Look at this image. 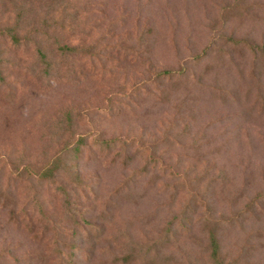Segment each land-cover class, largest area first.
Wrapping results in <instances>:
<instances>
[{
    "label": "rangeland",
    "instance_id": "obj_1",
    "mask_svg": "<svg viewBox=\"0 0 264 264\" xmlns=\"http://www.w3.org/2000/svg\"><path fill=\"white\" fill-rule=\"evenodd\" d=\"M0 264H264V0H0Z\"/></svg>",
    "mask_w": 264,
    "mask_h": 264
},
{
    "label": "trees",
    "instance_id": "obj_2",
    "mask_svg": "<svg viewBox=\"0 0 264 264\" xmlns=\"http://www.w3.org/2000/svg\"><path fill=\"white\" fill-rule=\"evenodd\" d=\"M10 39L13 43H15L16 45L20 44V41L22 42V37L18 34V31L15 30V32H13V34L10 36ZM83 46H78V45H69V44H60L59 45V49H60V53L62 55H68L69 53H77L80 49H83ZM86 54H91V52H89L88 50H85ZM41 57L43 59V62L45 63V65H47V67L49 68L51 65V62L49 60V58L47 57V54L42 51ZM78 145V143H75V145L73 147H76ZM210 243H211V248H212V253L213 255H216V252L218 250L219 247V243H218V239L217 236L215 234V231L212 230L210 231Z\"/></svg>",
    "mask_w": 264,
    "mask_h": 264
}]
</instances>
